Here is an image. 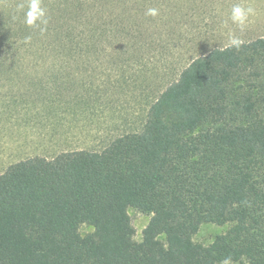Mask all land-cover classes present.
<instances>
[{
	"label": "trees",
	"instance_id": "16d2710c",
	"mask_svg": "<svg viewBox=\"0 0 264 264\" xmlns=\"http://www.w3.org/2000/svg\"><path fill=\"white\" fill-rule=\"evenodd\" d=\"M175 1L41 0L47 23L29 26L31 0H4L0 82L18 83L48 114L84 106L92 92L79 91L89 69L118 68L126 78L164 34L174 37ZM150 7L159 15L147 16ZM129 208L151 216L139 242ZM203 224L228 229L204 246L193 240ZM83 225L92 232L82 235ZM229 257L264 264L262 37L192 58L148 104L140 131L100 149L28 158L0 175V264H223Z\"/></svg>",
	"mask_w": 264,
	"mask_h": 264
},
{
	"label": "rangeland",
	"instance_id": "374dc122",
	"mask_svg": "<svg viewBox=\"0 0 264 264\" xmlns=\"http://www.w3.org/2000/svg\"><path fill=\"white\" fill-rule=\"evenodd\" d=\"M174 4L179 9L170 27L174 37L164 34L165 43L150 51L142 67H129L126 78L117 76L118 68L109 71L98 65L89 69L94 73H87L83 78L86 87L79 91L83 97L92 92L84 106L64 105L48 114L40 108L42 99L20 91L16 82L1 81L0 175L10 165L28 158H49L71 148L100 149L118 135L140 131L148 104L192 58L227 46L230 34L245 42L264 38V0H177ZM235 4L255 9L243 31L230 19ZM165 17L167 21L171 16L167 12ZM127 212L134 240L139 242L151 216L133 208ZM227 229L228 225L203 224L193 240L208 246ZM90 232L89 226L80 227L82 235Z\"/></svg>",
	"mask_w": 264,
	"mask_h": 264
},
{
	"label": "clouds",
	"instance_id": "9594fccd",
	"mask_svg": "<svg viewBox=\"0 0 264 264\" xmlns=\"http://www.w3.org/2000/svg\"><path fill=\"white\" fill-rule=\"evenodd\" d=\"M21 7L23 6L21 5ZM145 14L147 16L156 17L157 15H159V9L150 7ZM254 15L255 9L253 7H243L240 4H235L231 9L230 19L234 24L239 25L241 31H243L249 20V17ZM25 16V23L29 26H36L38 21L42 24L47 23L46 9L41 7V0H31ZM30 39L31 37L25 38L26 42ZM244 43L245 41L240 36L230 34L228 47L239 50ZM223 264H232L231 258H226L223 261Z\"/></svg>",
	"mask_w": 264,
	"mask_h": 264
}]
</instances>
